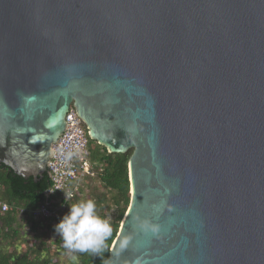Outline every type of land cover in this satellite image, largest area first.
Returning a JSON list of instances; mask_svg holds the SVG:
<instances>
[{"label":"water","instance_id":"water-1","mask_svg":"<svg viewBox=\"0 0 264 264\" xmlns=\"http://www.w3.org/2000/svg\"><path fill=\"white\" fill-rule=\"evenodd\" d=\"M71 104L133 150L105 264H264V0H0V167L41 179Z\"/></svg>","mask_w":264,"mask_h":264},{"label":"trees","instance_id":"trees-1","mask_svg":"<svg viewBox=\"0 0 264 264\" xmlns=\"http://www.w3.org/2000/svg\"><path fill=\"white\" fill-rule=\"evenodd\" d=\"M89 147L91 161L95 164L94 174L82 182L61 214L49 218L33 214L46 204L55 207L64 202L59 193L47 194L52 187L48 173L35 181L33 177L25 179L15 174L8 166L0 167V195L10 206L9 211L0 212V264H61L62 254L70 255L67 264H105L131 201L128 163L133 150L111 154L90 138ZM95 179L110 195L108 199L97 197L94 200L96 214L100 216V211H104L100 217L106 220L110 207L117 216L108 222L111 233L100 253L74 252L63 246L55 226L73 204L86 201L90 195L89 182Z\"/></svg>","mask_w":264,"mask_h":264},{"label":"built area","instance_id":"built-area-1","mask_svg":"<svg viewBox=\"0 0 264 264\" xmlns=\"http://www.w3.org/2000/svg\"><path fill=\"white\" fill-rule=\"evenodd\" d=\"M54 155L48 163L47 173L52 182L48 195L59 193L64 200L52 207L48 204L33 211L37 217H53L61 214L66 204L72 200L82 182L94 174L95 164L91 161L88 129L75 110L70 105L66 114V129L53 145ZM2 184L0 182V193ZM10 206L0 195V212L9 211Z\"/></svg>","mask_w":264,"mask_h":264},{"label":"clouds","instance_id":"clouds-1","mask_svg":"<svg viewBox=\"0 0 264 264\" xmlns=\"http://www.w3.org/2000/svg\"><path fill=\"white\" fill-rule=\"evenodd\" d=\"M55 230L62 237L66 249L94 254L103 250L104 241L111 233L108 221L96 214V205L92 200L73 204Z\"/></svg>","mask_w":264,"mask_h":264},{"label":"rangeland","instance_id":"rangeland-1","mask_svg":"<svg viewBox=\"0 0 264 264\" xmlns=\"http://www.w3.org/2000/svg\"><path fill=\"white\" fill-rule=\"evenodd\" d=\"M89 189H90V195L87 196L86 200H92L94 201L97 197H101V198H109V194H108V190H106L101 183L98 180H92L89 182ZM109 204V203H108ZM110 206V205H109ZM104 213V211H100V216H102ZM117 216V212L116 211H112L111 208L109 207V211L106 217V220L108 222H112L115 220ZM69 256L68 254H62L61 255V264H67L69 261Z\"/></svg>","mask_w":264,"mask_h":264}]
</instances>
